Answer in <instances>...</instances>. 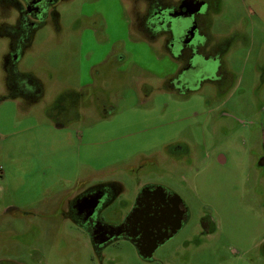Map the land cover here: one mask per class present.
I'll return each instance as SVG.
<instances>
[{
	"label": "rangeland",
	"instance_id": "rangeland-1",
	"mask_svg": "<svg viewBox=\"0 0 264 264\" xmlns=\"http://www.w3.org/2000/svg\"><path fill=\"white\" fill-rule=\"evenodd\" d=\"M257 3L248 64L236 54L228 61L243 80L223 103L208 85L187 98L165 91L175 64L158 44L128 42L132 0L59 3L57 27L37 30L17 61L38 83L34 99L1 97L9 40L0 34V264H264V175L252 167L264 149V82L256 75L264 68V0ZM235 10L216 18L212 33ZM173 142L185 152L171 155ZM143 175L192 205L184 228L150 260L122 238L95 250L64 217L61 201L78 188L116 180L118 203ZM203 212L214 221L207 235L198 234Z\"/></svg>",
	"mask_w": 264,
	"mask_h": 264
},
{
	"label": "flooded vegetation",
	"instance_id": "flooded-vegetation-1",
	"mask_svg": "<svg viewBox=\"0 0 264 264\" xmlns=\"http://www.w3.org/2000/svg\"><path fill=\"white\" fill-rule=\"evenodd\" d=\"M63 1L0 0V34L9 40L1 64L6 87L2 98L34 99L38 95L36 80L28 73H19L17 61L31 45L37 30L49 23L57 27L58 5ZM128 7V42H134L137 37L141 42L158 44L159 52L175 64L174 70L163 78L165 91L187 98L188 94L208 85L212 89L211 97L223 103L226 97H222L243 80L242 75L237 78L228 61L232 60L230 55L236 54L243 64H248L244 59L254 45V20L258 17L256 8L247 0L224 3L223 0H132ZM232 7L238 14L236 19L226 21L222 33H212L216 18L227 19L225 13L230 16ZM257 57L250 64V72ZM243 69L244 66L241 73ZM256 75L263 83L264 68ZM166 150L171 155L185 152L180 142L166 145ZM252 167L264 175V149ZM136 179L130 198L118 203L116 200L124 191L116 180L78 188L62 199L66 203L63 215L86 234L93 249L122 238L135 247L140 259L150 260L155 250L184 228L192 205L159 177L143 175L142 179ZM197 221L199 235H207L214 228L207 212ZM152 246L155 249L150 257L139 254L140 249L149 250Z\"/></svg>",
	"mask_w": 264,
	"mask_h": 264
},
{
	"label": "water",
	"instance_id": "water-1",
	"mask_svg": "<svg viewBox=\"0 0 264 264\" xmlns=\"http://www.w3.org/2000/svg\"><path fill=\"white\" fill-rule=\"evenodd\" d=\"M155 247L152 246L149 250H143L140 249L139 254L145 258H148L151 256L152 252L154 251Z\"/></svg>",
	"mask_w": 264,
	"mask_h": 264
},
{
	"label": "crops",
	"instance_id": "crops-1",
	"mask_svg": "<svg viewBox=\"0 0 264 264\" xmlns=\"http://www.w3.org/2000/svg\"><path fill=\"white\" fill-rule=\"evenodd\" d=\"M248 2H250L255 8H256V13H257V17L259 18L262 17L261 12H262V8H260V6H258L257 0H247ZM232 3V2H231ZM260 9V12H259ZM260 13V14H259ZM262 19V18H261ZM264 19V18H263Z\"/></svg>",
	"mask_w": 264,
	"mask_h": 264
},
{
	"label": "trees",
	"instance_id": "trees-1",
	"mask_svg": "<svg viewBox=\"0 0 264 264\" xmlns=\"http://www.w3.org/2000/svg\"><path fill=\"white\" fill-rule=\"evenodd\" d=\"M37 82V81H36ZM37 87H38V83H37Z\"/></svg>",
	"mask_w": 264,
	"mask_h": 264
}]
</instances>
